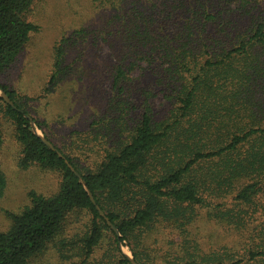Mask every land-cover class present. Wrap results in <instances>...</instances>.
<instances>
[{
  "label": "trees",
  "instance_id": "trees-1",
  "mask_svg": "<svg viewBox=\"0 0 264 264\" xmlns=\"http://www.w3.org/2000/svg\"><path fill=\"white\" fill-rule=\"evenodd\" d=\"M42 1L0 0V76L39 31L30 16ZM92 2L98 19L63 33L37 98L0 83L15 107L0 97V154L6 122L19 168L59 180L7 213L0 264H131L124 243L137 264H264V0ZM63 84L82 97L86 125L58 146L29 103ZM6 186L0 169V200ZM201 212L244 233L243 246L186 241L163 263L147 256L150 231L182 230Z\"/></svg>",
  "mask_w": 264,
  "mask_h": 264
},
{
  "label": "rangeland",
  "instance_id": "rangeland-1",
  "mask_svg": "<svg viewBox=\"0 0 264 264\" xmlns=\"http://www.w3.org/2000/svg\"><path fill=\"white\" fill-rule=\"evenodd\" d=\"M95 7L92 0H43L30 16L39 26V31L31 36L29 44L13 68L0 76V83L21 95H28L31 99L37 98L41 89L47 87L53 61V47L63 33L69 30L71 32L76 24H94L98 19ZM100 57V63L105 61L103 53ZM101 67L103 69V66ZM79 85L85 86L84 82ZM67 87H71V84H63L40 100L29 103L31 116L39 121H46L47 133L58 146L70 140L73 130L86 125L85 116L81 118L79 115V102L82 97L72 90L64 91ZM70 104L76 107L72 108ZM70 108L72 109L69 110ZM36 131L43 135L37 128ZM3 132L0 169L6 177L7 186L4 197L0 200V232L8 226L7 213H19L28 204L29 192L35 191L50 196L57 192L59 186L55 173L41 171L37 167L19 168L20 147L13 129L6 122H3ZM243 234L222 223L207 219L201 212L194 223L182 230L177 227H155L145 236L144 249L149 258L163 263L164 258L173 255L186 241H191L208 251L222 247L238 251L244 244ZM119 249L122 255L133 259L126 243L121 244Z\"/></svg>",
  "mask_w": 264,
  "mask_h": 264
},
{
  "label": "water",
  "instance_id": "water-1",
  "mask_svg": "<svg viewBox=\"0 0 264 264\" xmlns=\"http://www.w3.org/2000/svg\"><path fill=\"white\" fill-rule=\"evenodd\" d=\"M0 97H2L3 99H4V101L8 104V105H10V106H12L13 108H15L14 106H13V103L8 99V97L6 96V94L5 93H3V92H1L0 91ZM31 127H32V130L34 131V133H36L39 137H40V139H41V141H42V143L46 146V147H48L50 150H52V151H54V152H56L57 154H58V156L61 158L62 157V155H61V153L60 152H58L55 148H54V146L43 136V135H39L38 133H37V131H36V128H35V125H34V123L33 122H31ZM68 165V167H69V169L75 174V176L77 177V178H79V179H81L80 178V175L69 165V164H67ZM83 185H84V183L83 182H81ZM88 195H89V198H90V201L92 202V204L93 205H95V208H96V210L98 211V213H99V215L101 216V217H103L104 219H105V221H106V223H107V225L110 227V229L119 237V232H118V230L116 229V227L114 226V225H112L111 223H110V221L105 217V215H104V213L100 210V208L96 205V203H95V201H94V198H93V196H92V194L90 193V192H88ZM128 260H129V262L131 263V264H137L136 262H134V260L132 259V258H129L128 256H125Z\"/></svg>",
  "mask_w": 264,
  "mask_h": 264
}]
</instances>
